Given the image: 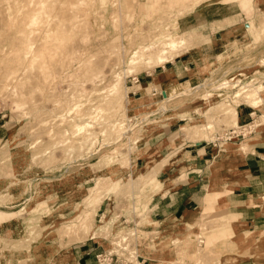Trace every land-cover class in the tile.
I'll use <instances>...</instances> for the list:
<instances>
[{
  "label": "rangeland",
  "instance_id": "1",
  "mask_svg": "<svg viewBox=\"0 0 264 264\" xmlns=\"http://www.w3.org/2000/svg\"><path fill=\"white\" fill-rule=\"evenodd\" d=\"M246 3L242 10L224 0H0V177L10 175L12 157L33 161L27 178H34L15 182V197L0 195V212L20 226L0 237V264H27L28 250L45 256L42 264H73L84 243L97 248L95 264L106 252L111 264H264V233L248 232L215 200L195 221L153 232L133 181L143 170L135 167L141 146L161 126L173 123L175 137L225 147L243 146L242 138L264 127V110L243 127L218 111L243 104L235 92L244 84L264 83V0ZM213 19L197 35L183 31ZM177 32L185 39L177 57L192 49L200 80L148 85L145 93L165 97L141 108L130 87L156 67L139 73L127 59ZM41 177H63L48 187L64 195L21 203L45 184ZM108 221L105 232L99 227ZM125 230H134L132 242L116 248L113 238Z\"/></svg>",
  "mask_w": 264,
  "mask_h": 264
},
{
  "label": "crops",
  "instance_id": "2",
  "mask_svg": "<svg viewBox=\"0 0 264 264\" xmlns=\"http://www.w3.org/2000/svg\"><path fill=\"white\" fill-rule=\"evenodd\" d=\"M191 21L189 20L188 23H192ZM216 21L218 20L213 19L203 23L198 22L196 25L190 24L183 31L207 28ZM199 59L201 58L196 57V53L191 49L172 62L156 67L152 73L137 77L130 87L132 89L130 93L136 102H141L139 103L141 108L162 102L164 100L162 91L160 94L145 93L147 86L155 83L165 89L177 83L189 86L198 83L200 75L197 61ZM200 66L202 65L198 67ZM263 110L264 99L256 109L247 104L237 105L235 115L237 125L239 127L248 125L253 115ZM171 126L174 124H166L153 131L152 136L141 146V155L135 160V167L143 168L140 175L133 180L135 183L139 181L140 188L143 190L140 192V210L145 206L150 223L157 225V227H151V230L153 232L160 229L171 230L178 224H189L195 221L201 208L215 200L217 205H225L223 209L225 216L239 218L241 223L246 225L248 232L258 233V236L263 234L264 127H257L242 138L243 146L236 141L225 147L204 139L191 141L175 137L171 131L168 132ZM5 140L6 143L9 142L7 138ZM13 160L12 157L9 160V176L11 177L8 175L0 177V195L8 196V198L15 197V192L11 189L15 182H20L23 178L25 182L34 181V178H27L30 175L28 172L33 167V161ZM58 178L48 182H53L55 186L63 177ZM39 181L45 184H42L38 191L33 190L29 196L23 198L21 203L26 205L27 201L32 200L36 194L43 199L53 195L58 196V194L64 195L61 189L54 191L51 189V192L47 179L41 177ZM145 196L148 202L143 205L141 201ZM42 204H46V201ZM115 209L114 207L112 212ZM19 231L18 223L10 220L0 223V237H13ZM89 246L85 243L82 245L81 254L74 259L73 264H95L97 248ZM35 254V252L27 251L25 257L27 264H33V261H36L34 264L46 262L45 256L39 255V252L37 257ZM55 264H62L61 259Z\"/></svg>",
  "mask_w": 264,
  "mask_h": 264
},
{
  "label": "bare ground",
  "instance_id": "3",
  "mask_svg": "<svg viewBox=\"0 0 264 264\" xmlns=\"http://www.w3.org/2000/svg\"><path fill=\"white\" fill-rule=\"evenodd\" d=\"M224 1L226 3L238 4L242 10H244V8H246L245 5L247 4L246 3L247 0H224ZM244 3H246V4H244ZM61 13H63V12H61ZM36 14H39V12ZM65 15H66V13H65ZM33 16H35V14ZM66 16L68 17V15H66ZM34 19H35V17H34ZM32 21H33V19H32ZM224 22H227V21H224ZM224 22L223 21L220 22V23H222V26H224ZM211 26H215V25L211 24ZM67 27H68V25H67ZM219 27L220 26H218V28ZM199 29H202V28H199ZM188 32L190 33L191 37L198 34V32L193 31V30H190ZM167 36L168 35L162 36L161 39H158L156 42H151V43H147V44L143 45V47H142L143 49L141 52L133 50L127 59V61L129 62V70L137 67L139 73L143 72V71L146 72L149 69H152L154 67L162 66V65L172 61L175 57H177V55H178L177 49L183 48L185 45L184 36H183L182 32H177L170 37H167ZM165 52L167 54H165ZM116 77H117V75H116ZM114 82L116 83L115 85H117L119 83V78L114 79ZM224 84H226V83L220 84L219 86L221 87V85H224ZM112 86L110 88H113L112 90L116 92L118 89L117 88L118 86L117 87H112ZM113 91L111 93H113ZM263 91H264V83L260 84V82L249 81L248 83L244 84L238 91H236L235 95H236V97H239L242 99L243 104H247V105L251 106L252 108L256 109L259 107V104L262 102L261 101V99H262L261 92H263ZM113 94L115 95L117 93H113ZM115 98H116V96H113L112 100L110 98H109V100L113 101ZM223 103H226V102H223ZM237 105H239V104H237ZM237 105H233V106L229 105V104H224V105L219 104L218 105V107H219L218 111L220 113L222 111V113L226 116V119L229 120L230 122H233L236 125H237V123L235 120V115H236V106ZM213 107H216V106H213ZM261 117H263V116L262 115L257 116L256 126L260 124L259 122H261V120H260ZM202 127H204L203 129L209 128V126H207V124L206 125L204 124V126H202ZM148 176H150V174H148ZM11 216H12V213L0 212V221L4 218L6 220L7 218H10ZM110 225L111 224L108 221V222H106V224H103L99 228L104 229L105 232H109L111 230ZM133 231L134 230H125L124 232H121V234L119 236L113 238L112 245H114L116 248H120V249L127 247V245H130V243L132 242V237L135 235V232H133Z\"/></svg>",
  "mask_w": 264,
  "mask_h": 264
},
{
  "label": "built area",
  "instance_id": "4",
  "mask_svg": "<svg viewBox=\"0 0 264 264\" xmlns=\"http://www.w3.org/2000/svg\"><path fill=\"white\" fill-rule=\"evenodd\" d=\"M109 254L106 252V254H99L96 256V264H111L109 261H107ZM126 259H128L126 257ZM128 263H132L131 261H127ZM138 262V261H137ZM145 260H142V263H144Z\"/></svg>",
  "mask_w": 264,
  "mask_h": 264
},
{
  "label": "water",
  "instance_id": "5",
  "mask_svg": "<svg viewBox=\"0 0 264 264\" xmlns=\"http://www.w3.org/2000/svg\"><path fill=\"white\" fill-rule=\"evenodd\" d=\"M162 95H163V97H165V94H164V92H162Z\"/></svg>",
  "mask_w": 264,
  "mask_h": 264
}]
</instances>
